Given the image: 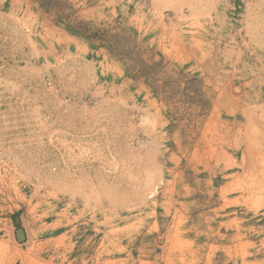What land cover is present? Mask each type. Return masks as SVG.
<instances>
[{"label":"rangeland","instance_id":"obj_1","mask_svg":"<svg viewBox=\"0 0 264 264\" xmlns=\"http://www.w3.org/2000/svg\"><path fill=\"white\" fill-rule=\"evenodd\" d=\"M0 264H264V0H0Z\"/></svg>","mask_w":264,"mask_h":264},{"label":"trees","instance_id":"obj_2","mask_svg":"<svg viewBox=\"0 0 264 264\" xmlns=\"http://www.w3.org/2000/svg\"><path fill=\"white\" fill-rule=\"evenodd\" d=\"M69 25V24H68ZM68 27H70V30L72 31V32H74V33H82L81 32V30H79V29H81L79 26H76V27H78V28H75V27H72V26H68ZM89 36H92L91 34H89Z\"/></svg>","mask_w":264,"mask_h":264},{"label":"water","instance_id":"obj_3","mask_svg":"<svg viewBox=\"0 0 264 264\" xmlns=\"http://www.w3.org/2000/svg\"><path fill=\"white\" fill-rule=\"evenodd\" d=\"M21 234H22V233H21V230H19V236H21Z\"/></svg>","mask_w":264,"mask_h":264}]
</instances>
